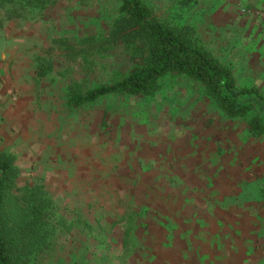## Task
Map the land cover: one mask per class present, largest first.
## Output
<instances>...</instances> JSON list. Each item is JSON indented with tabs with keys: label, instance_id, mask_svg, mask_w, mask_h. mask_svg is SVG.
Returning <instances> with one entry per match:
<instances>
[{
	"label": "rangeland",
	"instance_id": "1",
	"mask_svg": "<svg viewBox=\"0 0 264 264\" xmlns=\"http://www.w3.org/2000/svg\"><path fill=\"white\" fill-rule=\"evenodd\" d=\"M140 1L264 95L261 5ZM118 7L57 0L40 19H3L0 41L13 28L23 38L4 72L16 115L0 152L13 155L20 181L44 184L59 219L33 264H264V133L249 134L182 74H164L149 96L69 101L139 61ZM44 60L50 70L37 77Z\"/></svg>",
	"mask_w": 264,
	"mask_h": 264
},
{
	"label": "trees",
	"instance_id": "2",
	"mask_svg": "<svg viewBox=\"0 0 264 264\" xmlns=\"http://www.w3.org/2000/svg\"><path fill=\"white\" fill-rule=\"evenodd\" d=\"M56 1L0 0V29L3 19H40ZM118 11L116 21L126 29L129 42L140 44L139 61L118 80L71 94L72 104L114 93L149 96L164 74H182L201 84L225 115L244 119L249 134L264 133V95L254 86L236 84L230 68L204 49L191 29L149 19L140 0H119ZM48 70L49 60H44L35 74L41 77ZM29 180L20 181L13 155L0 152V264H33L50 245L59 222L52 221L53 202L44 184Z\"/></svg>",
	"mask_w": 264,
	"mask_h": 264
},
{
	"label": "crops",
	"instance_id": "3",
	"mask_svg": "<svg viewBox=\"0 0 264 264\" xmlns=\"http://www.w3.org/2000/svg\"><path fill=\"white\" fill-rule=\"evenodd\" d=\"M221 2L222 0L220 1V3ZM253 2H257L258 5H261V8L264 7V0H253ZM221 5H224V2H222ZM19 30L20 29L14 28L13 31L9 30L10 34L8 33L5 35V37H1L3 39L0 41V138L4 134H6V136L9 135V132L11 133L10 130L14 129L15 125L14 117L16 115V111L14 107V93H12V90L8 94L4 92V89L8 90L9 86H11L10 82L12 78L8 79L7 77L5 81L4 72L9 68V64L14 62L16 57V47L20 45L18 41L23 38L21 34L18 35ZM19 36L21 37V39ZM9 94L12 96H10ZM1 141L2 140H0V149L2 146ZM129 261L130 260H127V263H129Z\"/></svg>",
	"mask_w": 264,
	"mask_h": 264
},
{
	"label": "built area",
	"instance_id": "4",
	"mask_svg": "<svg viewBox=\"0 0 264 264\" xmlns=\"http://www.w3.org/2000/svg\"><path fill=\"white\" fill-rule=\"evenodd\" d=\"M257 19L264 23V8H259L254 12Z\"/></svg>",
	"mask_w": 264,
	"mask_h": 264
}]
</instances>
